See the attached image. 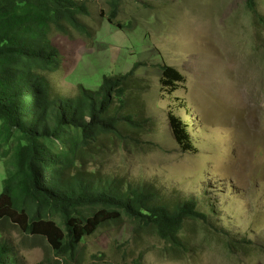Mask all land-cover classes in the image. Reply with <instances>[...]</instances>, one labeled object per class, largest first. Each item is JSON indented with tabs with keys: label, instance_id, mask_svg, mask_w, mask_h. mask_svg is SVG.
Segmentation results:
<instances>
[{
	"label": "rangeland",
	"instance_id": "1",
	"mask_svg": "<svg viewBox=\"0 0 264 264\" xmlns=\"http://www.w3.org/2000/svg\"><path fill=\"white\" fill-rule=\"evenodd\" d=\"M78 1L87 4L82 21L91 37L51 39L63 59L49 77L55 93L72 98L78 87L95 90L103 76L140 64L134 76L144 82L143 114L153 129L140 147L112 149L89 171L151 185L213 213L210 225L186 227L194 253L182 261L124 221L85 238L78 264H264V0H254L253 10L245 0H118L115 26L107 22L109 0ZM160 66L182 75L174 90L161 87ZM170 115L185 126L190 149L174 141ZM1 142L0 194L12 157ZM228 237L263 252L229 254L222 244ZM12 241L22 264L44 261L42 247L16 232Z\"/></svg>",
	"mask_w": 264,
	"mask_h": 264
},
{
	"label": "trees",
	"instance_id": "2",
	"mask_svg": "<svg viewBox=\"0 0 264 264\" xmlns=\"http://www.w3.org/2000/svg\"><path fill=\"white\" fill-rule=\"evenodd\" d=\"M253 2L245 0L249 10ZM117 4L108 2L112 26ZM88 18L83 1L0 0V138L12 150L0 194V264H22L14 232L42 247L41 264H78L85 238L124 221L134 235L155 236L166 245V257L182 261L194 253L186 227L210 225L212 211L194 200L89 171L112 149L140 147L153 129L143 114L144 82L134 76L140 64L124 75L103 76L95 90L78 87L72 98L55 93L49 77L63 59L51 39L90 38L82 21ZM159 70L163 89L174 90L183 81L172 67ZM168 126L176 144L190 149L185 126L171 115ZM222 244L232 255L263 252L234 237Z\"/></svg>",
	"mask_w": 264,
	"mask_h": 264
}]
</instances>
